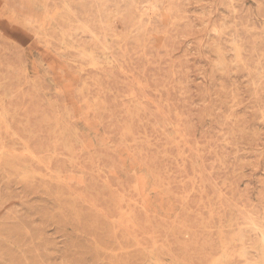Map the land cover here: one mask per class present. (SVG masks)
I'll return each instance as SVG.
<instances>
[{
    "label": "rangeland",
    "instance_id": "1",
    "mask_svg": "<svg viewBox=\"0 0 264 264\" xmlns=\"http://www.w3.org/2000/svg\"><path fill=\"white\" fill-rule=\"evenodd\" d=\"M263 238L264 0H0V264H264Z\"/></svg>",
    "mask_w": 264,
    "mask_h": 264
},
{
    "label": "bare ground",
    "instance_id": "2",
    "mask_svg": "<svg viewBox=\"0 0 264 264\" xmlns=\"http://www.w3.org/2000/svg\"><path fill=\"white\" fill-rule=\"evenodd\" d=\"M236 50H238V49H236ZM235 53H238V52H235ZM235 55H237V54H235ZM236 59H237V58H236ZM253 229H254V228H253ZM261 234H262V233H261ZM262 241H263V243H262V244L264 245V238H263V240H262Z\"/></svg>",
    "mask_w": 264,
    "mask_h": 264
}]
</instances>
